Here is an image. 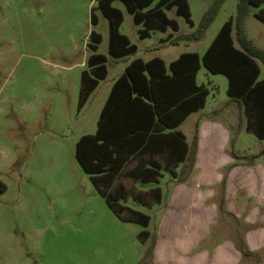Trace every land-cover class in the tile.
Masks as SVG:
<instances>
[{"label":"rangeland","instance_id":"1","mask_svg":"<svg viewBox=\"0 0 264 264\" xmlns=\"http://www.w3.org/2000/svg\"><path fill=\"white\" fill-rule=\"evenodd\" d=\"M213 1L187 0L191 26L173 10H165L178 24L173 36L195 30ZM236 1L217 2L198 40L165 47H157L163 32L154 30L139 38L136 30L140 24L132 21L121 0H112L111 5L122 13L119 31L136 47L129 56L146 58L153 52L163 55L165 50L200 54L220 24L234 16ZM94 4L95 0H0V264H152L151 255L144 254L154 243L156 221L166 196L171 194L170 181L190 179L194 161L191 153L183 162L175 163L173 175L161 168L158 183H140L124 174L117 176L115 184L121 183L128 191L157 185L160 188L159 204H154L151 194L147 196L148 205L129 197L123 200V204L149 216L143 226L113 213L75 160L74 143L81 134L94 131L107 86L123 63L121 59L113 61L107 54L106 18L95 9L97 21H89V8ZM256 9L246 5L242 30L253 45L264 51V23L253 15ZM90 30L101 36L96 52L107 56V73L78 108L79 75L81 69H87ZM233 33L234 25L232 36ZM258 67V78L264 77L260 62ZM195 81L207 90L201 111L215 113L218 108L216 117L230 123L232 141L228 147L246 152L237 151L244 157L232 158L221 168L215 185L217 206L220 181H225L232 165L247 164L251 155L259 154L256 163L264 168V151L260 153L264 139L245 130V114L239 102L228 100L222 74L208 73L200 66ZM180 129L192 146L196 114L186 117ZM202 161L201 177L210 179L211 164L217 157L210 159L207 155ZM133 163L131 160L123 170ZM219 218L235 242L246 225L226 213H220ZM142 229L147 235L140 237Z\"/></svg>","mask_w":264,"mask_h":264},{"label":"trees","instance_id":"2","mask_svg":"<svg viewBox=\"0 0 264 264\" xmlns=\"http://www.w3.org/2000/svg\"><path fill=\"white\" fill-rule=\"evenodd\" d=\"M95 1V5L89 8V21L96 23L95 9L106 18L107 54L118 57L133 52L135 45L118 31L121 11L111 5L112 0ZM218 1L214 0L205 10L195 30L178 33L173 39L198 40L211 20ZM121 2L131 14L132 21L140 24L137 28L139 38L147 36L152 30L162 31L167 26L172 31L178 29L176 20L167 17L164 9L173 8L176 15H181L189 26L192 25L186 0ZM248 4L257 7L253 15L264 23V0H237L234 16H229L220 24L201 55L194 51L181 52L167 67L157 56L145 61L136 57L112 81L99 109L94 131L77 138L73 155L107 207L117 216L144 226L149 216L123 204V200L129 197L148 205V195L154 197V203L160 198L157 186L128 191L121 183L115 184L117 176L124 174L140 183L156 182L161 168L173 175L175 163L184 160L188 153L193 154L196 129L192 136V147L188 151L184 135L177 126L188 113L203 105L207 90L194 80L200 63L209 73H219L226 78V95L240 103L245 114V130L257 139H264V77L258 78V62L264 67V51L253 45L243 33L242 18ZM99 41L100 34L90 30L86 42L90 50L85 58L87 69H81L79 75L78 108L86 101L98 80L105 77L106 56L96 52ZM230 155L233 159L244 157L234 152H230ZM256 156L251 155L248 162ZM131 160H134L132 166L123 170ZM223 182L222 178L217 209L219 213L230 215L224 210L221 194ZM144 235H147V231L140 230L139 236ZM234 245L240 254H252L240 237H236ZM152 246L144 256L151 255Z\"/></svg>","mask_w":264,"mask_h":264},{"label":"crops","instance_id":"3","mask_svg":"<svg viewBox=\"0 0 264 264\" xmlns=\"http://www.w3.org/2000/svg\"><path fill=\"white\" fill-rule=\"evenodd\" d=\"M165 10H173V8L164 9V12ZM177 30L172 31L168 26L162 31L157 30L164 33L162 37L158 38L159 45L157 47L174 46L177 45L179 41H191L185 39H173V33L177 32ZM171 39L174 41H171ZM135 50L118 57L109 55L113 61L121 59L123 63L109 82L104 100L112 81L119 73H121L124 66L131 59L138 57L145 61L153 56H157L162 59L164 66L167 67V64L171 60L176 58L179 53L184 52L182 50L175 52L165 50L162 53L163 55H158L153 52L146 58L129 56L134 53ZM201 53L197 54L201 55ZM200 66H202L201 63L199 64L198 69ZM105 69L107 73L106 65ZM212 86L214 85L212 84ZM205 100L206 96L203 105L200 108L191 111L184 117L185 119L189 115L196 114L197 129L195 134V146L193 151L194 161L191 176L188 181L175 183L173 182V178L170 181L172 184V190L170 191L171 194L170 196H166L165 203L162 207V213L156 221L157 227L155 231V240L151 253L152 264H255L256 261H258L259 264H264V211L262 210V207H264V168L260 169L256 163L259 154L253 158V161L247 164L238 163L232 165L228 169L224 179V210L229 212L237 222L243 223L244 226L246 225L240 237L242 238L246 249L252 254L242 255L236 249L234 241L229 235L228 229H225L223 224L220 225L222 223V218H219L220 213L218 212L215 202V185L220 180L221 168L232 162L230 152H234L237 155V151L238 153L245 151L236 150L235 152L231 147H228V143L232 141V136L230 135L231 131L229 129L230 123L226 122V118H223V120L216 117V112L219 111L218 108L213 111L215 113H210L209 111L202 112L201 109L204 106ZM224 104L226 106V102ZM211 108L212 104H209L208 109L210 110ZM184 119H182V121ZM181 122L177 126L180 131ZM181 133L183 134L182 131ZM184 139L189 151L192 146L187 142L185 136ZM228 150L230 151L229 153ZM207 155L210 159L217 157V161L214 163L212 162L211 164L212 177L210 179H204L201 177V174L203 173L200 165L204 164L202 160L203 158H206ZM181 162H183V160L179 163ZM178 171L179 167L177 165L175 167V172L178 173ZM256 171H258V173H256ZM158 189L160 192V198L159 201L154 204H159L162 199L161 190L159 187ZM174 224L175 228L173 226Z\"/></svg>","mask_w":264,"mask_h":264}]
</instances>
